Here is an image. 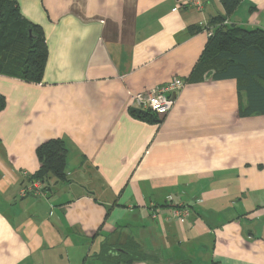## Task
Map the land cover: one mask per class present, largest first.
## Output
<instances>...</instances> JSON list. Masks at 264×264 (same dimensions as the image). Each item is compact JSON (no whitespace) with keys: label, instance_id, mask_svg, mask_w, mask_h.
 Returning a JSON list of instances; mask_svg holds the SVG:
<instances>
[{"label":"crops","instance_id":"0c3cea01","mask_svg":"<svg viewBox=\"0 0 264 264\" xmlns=\"http://www.w3.org/2000/svg\"><path fill=\"white\" fill-rule=\"evenodd\" d=\"M13 1L47 55L36 82L0 72V264H103L127 239L147 255L132 264H264V113L239 115L234 78L189 80L208 39L192 27L264 29V0L230 14L220 0ZM175 77L160 120L132 110ZM49 139L65 144V179L20 196Z\"/></svg>","mask_w":264,"mask_h":264},{"label":"trees","instance_id":"16d2710c","mask_svg":"<svg viewBox=\"0 0 264 264\" xmlns=\"http://www.w3.org/2000/svg\"><path fill=\"white\" fill-rule=\"evenodd\" d=\"M239 1L220 0L226 14H230ZM224 20L216 17L212 20L214 24L192 27V31L212 28L213 32L208 36L189 80L199 81L204 76L234 78L238 91L246 97V105H240L239 115L264 113V29L223 24ZM46 55L47 46L41 27L26 22L13 0H0V72L36 82L42 77ZM4 106L5 99L0 94V110ZM144 112L138 114L143 119L150 116L160 120L165 115ZM36 154L40 167L34 178L46 186L48 175L60 181L65 179L66 147L61 139L45 141L37 147ZM139 247L140 244L127 239L123 245L127 253L110 258L111 254H106L107 246L104 245L102 254H99L100 262L124 261L132 264L142 261L147 255Z\"/></svg>","mask_w":264,"mask_h":264},{"label":"built area","instance_id":"2783aa9c","mask_svg":"<svg viewBox=\"0 0 264 264\" xmlns=\"http://www.w3.org/2000/svg\"><path fill=\"white\" fill-rule=\"evenodd\" d=\"M179 6L185 5L196 9H201L202 0H176ZM207 37L213 32L212 28H205ZM184 83L179 78H173L164 85L157 86L147 92H137L133 95L135 107L142 111H150L158 116L166 114L174 104L175 93L183 87ZM43 186L42 181L33 182V187L20 190V196H25L28 191L36 192ZM41 187V188H40ZM189 209L186 206H175L172 209V216L179 222H183L189 216Z\"/></svg>","mask_w":264,"mask_h":264},{"label":"water","instance_id":"95a60500","mask_svg":"<svg viewBox=\"0 0 264 264\" xmlns=\"http://www.w3.org/2000/svg\"><path fill=\"white\" fill-rule=\"evenodd\" d=\"M132 110H134V112L137 113V114H144L145 113L144 111H142V110H140L138 108H133Z\"/></svg>","mask_w":264,"mask_h":264},{"label":"rangeland","instance_id":"374dc122","mask_svg":"<svg viewBox=\"0 0 264 264\" xmlns=\"http://www.w3.org/2000/svg\"><path fill=\"white\" fill-rule=\"evenodd\" d=\"M42 183H43V186H46L44 182H42Z\"/></svg>","mask_w":264,"mask_h":264}]
</instances>
